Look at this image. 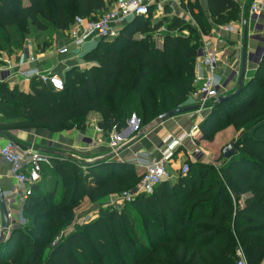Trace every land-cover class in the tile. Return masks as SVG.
<instances>
[{"label": "trees", "instance_id": "trees-1", "mask_svg": "<svg viewBox=\"0 0 264 264\" xmlns=\"http://www.w3.org/2000/svg\"><path fill=\"white\" fill-rule=\"evenodd\" d=\"M180 1L205 33L199 5ZM114 2L0 0V54L11 29L63 32L75 18L95 20ZM207 9L218 24L240 18L232 0H207ZM151 10L125 24L115 39L99 41L84 57L90 66L69 71L60 92L32 82L24 94L1 83L0 135L82 128L98 114L106 140L132 115L142 127L186 106L196 90V30L182 20L155 21ZM228 127L236 132L235 154L223 160L215 182L206 181L204 162L192 161L186 175L150 194L130 195L140 177L128 163L51 156L22 204L26 224L0 245V264H235L237 248L246 264H264V54L239 95L213 104L199 125L200 138L210 143ZM124 194L128 202L121 199L113 208H99L95 219L76 223L84 200ZM242 194L248 195L240 206Z\"/></svg>", "mask_w": 264, "mask_h": 264}, {"label": "crops", "instance_id": "crops-1", "mask_svg": "<svg viewBox=\"0 0 264 264\" xmlns=\"http://www.w3.org/2000/svg\"><path fill=\"white\" fill-rule=\"evenodd\" d=\"M232 1L240 12V18L218 24L209 15L207 0H191V3L196 2L202 10L207 27L205 33L197 28L186 10L181 8L180 0H151V16L155 21L163 19L169 22L182 20L194 27L199 44L210 42V49L216 52L217 73L223 82L229 81L234 73L237 76L241 71L244 56V78L248 81L253 78L258 66L250 58L264 46L261 41H258L259 38H264V2L259 4L262 18L254 22L249 17V7L253 0ZM179 35L187 37L189 34L187 31H179ZM64 39H67V35L64 36L63 40L59 36L53 38L49 46H45L39 51L28 50L16 55L1 53L0 70L5 65H10L12 71L4 82L1 81L2 74L0 71V84L5 83L8 89H15L27 94L30 91V84L37 82V80L22 78L20 75L24 72L29 70L50 72L63 80L73 68H88L90 64L85 63L84 57L95 48L98 41L91 39L82 47L74 48L68 40ZM160 44L158 42V45ZM62 48L68 49L67 55L57 54V51ZM28 57L34 58L35 61L33 63L24 62ZM196 73L200 76L206 75L205 70L198 67L197 63H195L194 79ZM237 80L233 79L226 84L224 95L233 91ZM197 85L194 84L195 89ZM41 86L47 87L46 85ZM47 88L49 89V87ZM198 103V96H193L186 102V105H198ZM207 111V109L202 108L198 111L178 115L149 129H146L147 125L139 126L138 120L132 115L126 121L125 129L117 132L120 144L115 156L108 153L106 140L103 139L102 133L98 134L96 131L100 119L98 114H90L82 128L7 130L0 135V149L7 141H12L20 149H29L48 156L68 157L84 163L88 160L111 156L109 157L111 161L130 164L140 177L146 165L159 160L163 153L169 149L171 141L184 135L186 138L181 141L177 148L172 150L173 156L167 168V172L171 176L168 182L172 183L180 177V167L183 164H188L187 162H192L190 154L195 150H206V146L211 143L202 141L199 132V125ZM227 130L231 129L228 128ZM223 134L222 131L217 133L213 142H216L217 138ZM162 145L164 146L161 147ZM24 189L18 187L12 178L9 165L4 163L0 157V190L3 193L9 214H18V205L23 201ZM133 194H136V188L130 195Z\"/></svg>", "mask_w": 264, "mask_h": 264}, {"label": "built area", "instance_id": "built-area-1", "mask_svg": "<svg viewBox=\"0 0 264 264\" xmlns=\"http://www.w3.org/2000/svg\"><path fill=\"white\" fill-rule=\"evenodd\" d=\"M261 2H264V0H253L250 4L249 17L254 22L262 18L259 5ZM150 5L151 0H115L112 7L98 15L95 20L75 18L68 29L67 40L74 48L82 47L91 39L98 42L111 41L119 35L121 28L133 18L146 16ZM258 41L264 44V38H259ZM210 47V42H202L196 50V63L198 67L206 72L205 76H200V74L196 73L194 79V84H198L194 96H198L199 98L198 105L200 109H206L205 106L208 103H215V100L225 93L224 82L217 73V54ZM57 54L61 56L67 55L68 49L62 48L57 51ZM263 54L264 46L261 50H257L250 59L258 64ZM34 61V58L28 57L24 62L33 63ZM0 71L2 74L1 81L4 82L10 76L12 68L10 65H5ZM20 76L27 80L36 79L38 83L46 85L55 92L62 91L64 87L63 80L50 72L29 70ZM237 76L234 73L229 81L236 80ZM96 131L98 134L102 133L98 128ZM185 138L186 136L183 135L171 141L169 149L163 153L159 160L152 161L144 167V171L140 175L139 182L136 186V194H150L156 186L170 180L171 176L167 172V168L173 156L172 150L177 148ZM105 143L108 153L112 154L111 156H115L120 143L118 141V134L114 128L108 134ZM200 155L201 151L195 150L190 154V159L192 161L197 160ZM0 157L4 163L9 165L12 178L18 187L25 188L22 195L23 200L30 196L33 184L39 181L43 166L50 167L52 160L51 156L29 149H20L12 141H7L0 149ZM187 172L188 165L183 164L180 167L179 175L184 176ZM122 199L127 202L129 201L127 197ZM235 258V264H246L242 251L237 249Z\"/></svg>", "mask_w": 264, "mask_h": 264}, {"label": "rangeland", "instance_id": "rangeland-1", "mask_svg": "<svg viewBox=\"0 0 264 264\" xmlns=\"http://www.w3.org/2000/svg\"><path fill=\"white\" fill-rule=\"evenodd\" d=\"M152 14V12H151ZM68 33V29L63 32H57L54 27L49 28L45 32H38L34 29V27H31L28 29L27 34L24 33L20 27H16L14 29H11L8 32V38L7 42L3 44L2 49H4L1 53L5 55H16L20 54L22 52L28 51V50H35L39 51L45 46H49L51 42L53 41V38H57L58 36L60 39L63 40L64 36H66ZM63 36V37H62ZM67 41V39H64ZM60 41V40H59ZM86 64H90L88 59H84ZM238 78V76H237ZM235 89V88H234ZM233 89V91H234ZM196 91V90H195ZM231 91L230 93H232ZM194 96V94H193ZM213 103H208L205 108L208 110L206 112L205 117L210 113ZM204 117V118H205ZM203 118V119H204ZM230 128L231 130H227ZM224 130H222V133H224L222 136L218 137L216 142H211L209 145L206 146V150H200L201 155L197 160H193V162L201 161L204 162L207 167L208 175H207V182H215L217 176V171L219 170L220 166L223 165V159H222V150L232 143L236 132L232 127H228ZM226 131V132H223ZM221 133V132H219ZM230 135V136H229ZM14 138V137H13ZM16 139V138H15ZM232 150L234 148L232 147ZM204 151V152H203ZM134 192V191H133ZM240 198V206H242V201L247 197L245 195L248 194H242ZM123 198L122 196L114 197L109 196L106 200L100 201L98 203H93L89 200H84L81 205L79 206V209L76 210L75 214L77 215V224H83L84 222H88L90 220H93L96 218L97 213L99 212V208H113L119 203V200ZM26 200V199H25ZM23 200L19 207L18 214L13 215L12 213L9 214V223L12 228H18L23 227L26 224V221L23 218V210H22V204L25 201ZM103 202V203H102ZM102 203V204H100ZM79 210V211H78ZM78 211V212H77ZM67 231L66 233H68ZM239 247V245H238ZM238 250L242 251L241 249L237 248ZM237 251V250H236ZM235 251V253H236Z\"/></svg>", "mask_w": 264, "mask_h": 264}, {"label": "water", "instance_id": "water-1", "mask_svg": "<svg viewBox=\"0 0 264 264\" xmlns=\"http://www.w3.org/2000/svg\"><path fill=\"white\" fill-rule=\"evenodd\" d=\"M244 63H245V57L243 56L242 58V66H241V71L238 73V80L235 86V89L232 93L229 94H225L223 96L218 97L215 100V104H221L223 102H225L228 99L234 98L237 95H239L241 93V91L243 90V88L247 85L248 82H250V80H245L244 78ZM228 83V81L224 82V88L226 86V84ZM200 109L199 105H191V106H184V107H180L176 110H172V111H168L160 116H158L156 119H154L152 122H150L147 126L146 129H149L151 127H154L156 125H159L163 122H165L168 119H171L175 116L178 115H182L185 113H190V112H194V111H198ZM142 132V131H141ZM235 154V152L232 150V146L231 144H229L228 146H226L223 150H222V159L223 160H228L231 156H233ZM111 157V156H109ZM109 157H101V158H97L95 159L94 162H99V161H103L106 160ZM127 197L126 194L123 195V198ZM0 216H1V224H0V245L2 243H4L6 241V239L8 238L10 232L14 229L10 226L9 223V214L7 211V205L5 203L4 200V196L2 191L0 190Z\"/></svg>", "mask_w": 264, "mask_h": 264}]
</instances>
